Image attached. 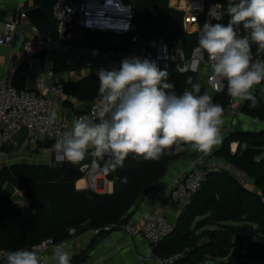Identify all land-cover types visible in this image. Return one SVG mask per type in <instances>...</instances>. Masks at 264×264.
<instances>
[{
  "label": "trees",
  "instance_id": "16d2710c",
  "mask_svg": "<svg viewBox=\"0 0 264 264\" xmlns=\"http://www.w3.org/2000/svg\"><path fill=\"white\" fill-rule=\"evenodd\" d=\"M55 1L35 0V4L50 15L45 21L32 19L45 38L58 37V24L52 15ZM129 1L135 3V22L145 39H182L187 52L198 44L197 36L185 32L183 15L169 6V0ZM215 1L225 7L229 3V0ZM252 46L257 45L253 43ZM188 77L195 83L192 73L171 75L168 82L175 87L168 91L182 94L186 88L191 89L186 83ZM205 92L201 90L200 94ZM66 93L78 101L95 102L100 96L98 74L67 83ZM253 96L255 104L248 100L242 111L264 121V83ZM229 99L227 88L224 93L212 97L213 102L224 110ZM50 142L54 144L52 140ZM233 143L238 144L234 153L231 152ZM189 146L181 145L178 151L175 148L166 151L158 160H144L129 154L124 167L110 174L101 170L107 180L114 182L112 193L78 190L76 183L83 178L81 163H65L61 167L18 163L2 167L0 248L10 251L21 247L30 249L47 239L66 240L71 229L80 233L84 228L95 230L118 225L111 231H100L70 262L87 263L89 252L135 215L140 200L183 157L181 149ZM215 155L245 172L257 191L228 172H210L202 188L184 207L174 232L156 246L154 253L161 257L181 254L175 264H264V130L232 131ZM6 182L25 190L31 205H14L10 199L2 197L1 189Z\"/></svg>",
  "mask_w": 264,
  "mask_h": 264
},
{
  "label": "built area",
  "instance_id": "2783aa9c",
  "mask_svg": "<svg viewBox=\"0 0 264 264\" xmlns=\"http://www.w3.org/2000/svg\"><path fill=\"white\" fill-rule=\"evenodd\" d=\"M217 7L215 8V6ZM169 6L183 15V28L186 33L198 37L199 31L205 23H227V7L215 0H169ZM215 8V9H214ZM217 15L218 19L212 14ZM52 15L58 24V37L45 38L37 26L31 25L28 36H25L22 52V64L29 76L36 80V91L28 92L17 90L6 80H0V167L7 166L9 155L8 146L22 151L26 148H37L40 142L56 139L65 131L70 130L67 120L57 116L52 127L47 124L51 111H56L55 103L62 102L66 94V83L51 67L49 60L53 56L71 55L79 58L86 66L94 67L97 74L100 69L111 71L107 67L108 60H116L120 66L124 59H139L155 62L161 70L168 72V79L173 74L186 75L192 73L195 83L200 84V91H206L211 97L224 93L227 81L214 78L210 61L206 52H196L198 44L187 52L182 39L166 41L163 38L145 39L139 26L135 22L136 6L132 1L126 0H56L52 7ZM28 19L27 10H18L14 18L4 23V30L0 33V46H7L13 50V37L20 32L22 22ZM71 20L73 26L83 31H91L102 35H118L123 41L120 48H106L105 44H77L62 39L67 21ZM238 35H246L243 26L238 29ZM126 39V41H125ZM44 54V58L41 57ZM253 59H264V51H258V46L251 45ZM18 69V66L14 70ZM119 70V69H115ZM254 86L252 94L258 86ZM191 90V89H189ZM248 100H234L230 97L224 112L231 120L239 119L242 109ZM101 97L88 107V113L77 114L76 120L81 116L92 115L99 122ZM26 133L24 144L15 142L18 135ZM232 132V126L225 128L220 140L207 153L194 150L195 157L189 161L183 170L182 176L173 179L166 189H153L146 196L145 201L149 206H155L147 218L134 219L133 217L122 224L120 230L126 232L129 238H143L153 247L158 246L175 230V223L166 216L175 208L184 203L186 206L191 197L203 186L210 172H228L238 181L246 184L250 178L235 164L228 161H219L209 164V158L215 155L222 144V139ZM26 146V147H25ZM84 189L99 193L105 188L100 186V167H91L89 163L81 164ZM80 181V180H79ZM78 181V182H79ZM77 182V183H78ZM76 183V187H77ZM118 225L112 224L103 229L91 230L95 237L100 231H111ZM70 237L66 240L67 250L71 258L79 253V236L75 229H71ZM61 242V241H60ZM47 239L40 244L41 264H56L52 256L53 247L60 243ZM38 244V245H40ZM10 251L0 248V264H6L5 255ZM181 254L161 257L154 252L148 253L145 258L148 264H175Z\"/></svg>",
  "mask_w": 264,
  "mask_h": 264
},
{
  "label": "clouds",
  "instance_id": "9594fccd",
  "mask_svg": "<svg viewBox=\"0 0 264 264\" xmlns=\"http://www.w3.org/2000/svg\"><path fill=\"white\" fill-rule=\"evenodd\" d=\"M226 12V24L203 25L195 51L207 53L213 77L227 81L231 98L255 104L252 89L264 81V59H253L251 45L264 51V0H229ZM212 14L218 19L214 10ZM241 25L246 35H238ZM168 75L147 59L126 58L119 70L100 69L99 122L92 115L73 121L71 129L52 145L55 161L77 164L91 157V167L110 174L124 167L129 154L158 160L166 151L180 150L181 145L209 152L220 140L224 108L207 92L201 95L200 84L191 77L186 80L191 90L168 91L175 87ZM56 120L57 112L51 111L48 126ZM67 245L61 241L53 247L56 264H70ZM43 247L8 251L6 264H41Z\"/></svg>",
  "mask_w": 264,
  "mask_h": 264
},
{
  "label": "crops",
  "instance_id": "0c3cea01",
  "mask_svg": "<svg viewBox=\"0 0 264 264\" xmlns=\"http://www.w3.org/2000/svg\"><path fill=\"white\" fill-rule=\"evenodd\" d=\"M35 7H40L39 5L35 4V0H0V33L4 30V23L7 20L14 18L18 10L24 9L28 11L29 9ZM43 12L46 13L48 17L37 20L45 21L50 18V15L47 12H45L44 10ZM32 19L36 18L28 16V19L22 22L21 24L20 32L23 33L24 36L29 35L31 25L37 26L40 30L38 24L34 23ZM41 57L44 58V54H41ZM49 63L51 67L55 70L56 74L60 76L66 84L78 82L83 79H86L89 76L97 74L94 67L86 66L79 58H76L71 55L53 56L49 60ZM16 66H18V69L16 70H19L22 74L29 76L25 65L22 64V52H15L14 49L11 50L7 46H0V80H6L10 84L12 74L14 73V71H16L14 70ZM99 97L95 100V102L99 99ZM95 102L89 103L78 101L74 99L70 94L66 93L62 102L55 103L54 108L57 112V116L67 120L71 128L73 125V121L76 120L77 116V113H75L74 110L75 106L77 104L84 103L87 107H90ZM228 119H230L228 114L224 112L223 124H225ZM230 121L231 125L229 126H232V131H234L233 126L236 127L237 122L231 119ZM229 126L224 125L221 127L220 137L223 133V130L225 128H228ZM260 130H264V126L260 129H245L244 131ZM190 147L191 146H189L188 148ZM237 147L238 144L233 143L231 146V152L234 153ZM188 148L181 149V152H183V157L170 167L167 175L158 183V185L154 189H166L169 187L173 179L182 176V172L188 166L189 161L196 156L193 149L192 154L194 155L192 157H186L185 152L188 150ZM220 148L221 146H219L218 149ZM32 150H34L33 152L36 153L47 152L49 154L48 159L42 161V163H39L40 161H38V158L42 159V156H38V158H36L35 156H33V154L29 153ZM51 150L52 145L50 140L46 142H40L36 149L26 148V150H23L24 153L17 157L19 159H25L24 161H15L12 162V164H49ZM221 160L224 161L223 158H219L217 161ZM209 161V164H214L211 162L213 161V159L211 160V158H209ZM100 179V186L105 188V193H112L114 189V182L107 180L103 174H101ZM82 181L84 182V180L81 179L77 183L78 189H81L80 187L83 186V184L79 186V183ZM246 186L254 191H257L252 180L246 183ZM84 188L85 187H83L82 189ZM184 207V203H181L175 208L173 212L167 213L166 216L170 221L174 222L176 225L179 217L181 216L184 210ZM154 209L155 206H149L145 201V197H143L140 200V203L133 218H147L153 212ZM77 234L79 236L78 250L80 252L81 250H85L87 248L93 236L91 234V230H87L86 228H84L83 231L80 233L77 232ZM155 248L156 247H153L147 240L141 237L129 238L126 232H124L123 230H118L109 235L102 243L96 245L95 248L89 252L90 258L85 264H148L149 261L145 258V256L150 252H155Z\"/></svg>",
  "mask_w": 264,
  "mask_h": 264
},
{
  "label": "water",
  "instance_id": "95a60500",
  "mask_svg": "<svg viewBox=\"0 0 264 264\" xmlns=\"http://www.w3.org/2000/svg\"><path fill=\"white\" fill-rule=\"evenodd\" d=\"M28 16L36 19L47 18V14L43 12L40 7L31 8L27 11ZM62 39L67 42L73 40L85 39L88 43L93 44L100 41L101 37L91 31H83L78 27L72 25L71 20L67 21L65 29L62 35ZM25 40V36L21 32H17L13 37V49L15 52H20ZM123 46V41L118 35H111L108 41L105 44L106 48L117 47L120 48ZM107 67L109 70L120 69V64L116 60H108ZM10 85L17 90H25L28 92L36 91V80L33 76H28L22 74L19 70L14 71L12 74ZM75 113H88V107L84 103L77 104L74 108ZM91 157H86L84 161H81V164L89 163ZM65 163L72 164L71 162H56L52 150L50 151V162L51 167H61ZM2 167H0L1 169ZM1 196L8 198L12 201L14 205H22L29 207L32 203L31 199L25 195V190H21L13 185L11 182H6L1 189ZM212 264H219L218 262H213Z\"/></svg>",
  "mask_w": 264,
  "mask_h": 264
},
{
  "label": "rangeland",
  "instance_id": "374dc122",
  "mask_svg": "<svg viewBox=\"0 0 264 264\" xmlns=\"http://www.w3.org/2000/svg\"><path fill=\"white\" fill-rule=\"evenodd\" d=\"M126 1H129V0H126ZM109 38H110V36H108V35H102L100 41L96 43L97 46H102L103 44H105L108 41ZM125 41H126V39H125ZM74 42L77 43V44H90L85 39L75 40ZM235 121L237 122V126L236 127L233 126L234 131H238V130L244 131L245 129H260V128H263V126H264V121L256 119V118L250 116L249 114H247V113H245L243 111H242V114L239 117V119H236ZM230 122H231L230 119H228L225 122V124H223L222 126H224V125L225 126H229V125H231ZM230 133L225 138H223L222 141H224L230 135ZM25 136H26V133L22 132L21 134L18 135V137L16 138L15 142H20L21 144H24ZM33 151L34 150H32L30 152L28 151V152L30 154H33V156H35L36 158H38V156H42V159L38 158V161H40L39 163H42V161H45L46 159H48L49 154L47 152L36 153V152H33ZM6 152L9 155L7 166L12 165V162L24 161L25 160V159L17 158L18 156H20V155H22L24 153L23 150L21 152V151L15 149L13 146H8L6 148ZM192 152H193V148L192 147L188 148V150L185 152V156L186 157H192L194 155V154H192ZM217 158L219 159V157H217L215 155L214 157L211 158V160L213 159V161H211V162L212 163L219 162V161H217L218 160ZM221 161H223V160H221ZM209 162L210 161H208V163ZM99 193H104V192L100 191Z\"/></svg>",
  "mask_w": 264,
  "mask_h": 264
},
{
  "label": "bare ground",
  "instance_id": "6f19581e",
  "mask_svg": "<svg viewBox=\"0 0 264 264\" xmlns=\"http://www.w3.org/2000/svg\"><path fill=\"white\" fill-rule=\"evenodd\" d=\"M82 184H84V182H83V181L79 183V186H81Z\"/></svg>",
  "mask_w": 264,
  "mask_h": 264
}]
</instances>
